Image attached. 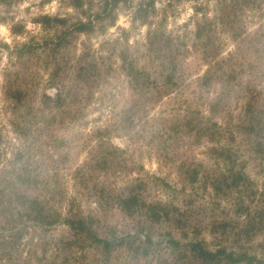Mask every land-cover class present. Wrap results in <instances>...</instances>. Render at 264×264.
Instances as JSON below:
<instances>
[{"label":"rangeland","instance_id":"obj_1","mask_svg":"<svg viewBox=\"0 0 264 264\" xmlns=\"http://www.w3.org/2000/svg\"><path fill=\"white\" fill-rule=\"evenodd\" d=\"M69 2L0 0V176L7 182V196L0 201V264H93L98 256L85 240L72 249L56 246L70 237L64 225L1 245L10 235L1 228L15 219L5 208L26 189L27 173L41 170L57 187L62 213L69 202L104 231L114 228L121 236L143 229L153 238L155 246L133 264H203L186 246L190 242L210 252L248 254L264 264V0H155V10L136 22V10L149 0H121L115 26L63 38L68 26L84 20ZM102 5L103 0H85L84 11L94 15ZM160 25L179 41V70L187 88L140 104L142 122L132 131L130 110L138 96L123 66L148 55L147 33ZM196 25L211 32L197 40ZM152 60L154 54L141 64L147 66L146 79L159 87L163 63ZM212 68L222 78L206 90L197 80ZM65 87L73 95L83 89L84 101L72 96L55 107L57 90ZM229 87L235 88L229 102L210 110L206 102L227 96ZM71 103L86 106L69 127ZM186 110L195 114L203 133L189 135L179 125ZM34 123L40 132L32 135L40 137L43 152L56 146L47 150L55 163L43 156L32 159L27 151L32 136L21 128ZM129 192L148 204L162 203L169 219L152 223L141 211L129 217L118 203ZM170 237L179 248L170 247Z\"/></svg>","mask_w":264,"mask_h":264},{"label":"trees","instance_id":"obj_2","mask_svg":"<svg viewBox=\"0 0 264 264\" xmlns=\"http://www.w3.org/2000/svg\"><path fill=\"white\" fill-rule=\"evenodd\" d=\"M119 1L121 0H103L100 12L95 13L94 15H88L87 12L84 11L85 0H70V6H72L74 10L79 11L81 13V17L84 16V20L80 19L68 26L65 32H63V38L68 36V34L69 36L80 34L88 35L95 31L98 27L101 30H104L115 26L117 18L114 17V10L118 5L116 3ZM124 2L127 3V0H124ZM155 8V0H149V4L147 5H140L136 10L133 21L136 22L138 19H147L149 10H155ZM47 20L51 21L49 18H47ZM54 21L62 22L64 25L67 22V20L60 19H55ZM151 27L146 37L148 55L138 58V60L136 58L134 60H130V63L123 66V70L127 73V77L131 80V83L136 86L134 89L136 98L138 96L136 99L137 101L134 102L133 107L130 110L132 131H135L136 125L142 122L141 113L144 110L140 104H155L164 95L169 94L172 91H177L176 95H181L184 93V89L187 88V86H184L183 84L184 78L179 70L180 46L177 43L179 42L178 39H175L172 35L167 34L164 28H162V25L154 27L153 30ZM208 30L210 29L196 25V39H201L203 33H205L204 31ZM209 32H211V30ZM203 43L206 44L208 42ZM260 46L264 47V45ZM257 52L262 53V50H257ZM151 54L155 55V60L151 61L153 65H155L159 59H161V63H163L160 64L163 71L159 75L161 78V85H159V87H155V82L146 79L145 71L147 66L141 64L142 60ZM122 61L124 62V65L127 62V60L123 58ZM76 64L79 67L78 73H81L84 70L81 62L78 60ZM215 65L216 63H214V66ZM212 69L207 71L204 76L200 79L198 78L197 80L200 83L197 84L206 90L212 89L214 83L222 78L221 76L217 77L216 73L218 72L215 69H213L214 71ZM228 78L231 82L236 81L234 80V75L228 76ZM81 79L82 77L79 75V78L76 81H80ZM139 83L142 85L140 90ZM69 89V87H65V90H57L55 100L53 101L55 107L62 106L60 103L72 96H75L76 98L79 97L81 99V103L84 101L85 96L83 94V89L79 88L78 90H75L74 95L72 90ZM233 89L235 88L229 87V90H227V96L225 93H222L216 99L207 101L206 104H208L210 110H213L215 105L218 106V104H227L230 98L229 94L232 96L235 94L233 93ZM46 99L51 101L50 98ZM84 106H86V104H67L66 109L68 114L71 116L69 127L72 126L74 122L79 120V117L84 110ZM194 115L195 114L192 111L186 110L185 115L181 117L182 119L178 120L179 125L186 128L185 130H187L189 135H192L195 132L200 134L206 130L199 124L200 121L198 119L193 118ZM27 126L29 129L21 128V131H24V133L32 136H28L31 142L27 146V151L29 152V150H31V158L33 159L34 156H43L47 158L50 163H55L53 158H48L47 150H50V147L57 149L56 146H46L43 152L42 148L44 145L39 141L40 137L32 135L36 132H40L38 124L34 123L31 127L29 125ZM118 130H123V128ZM166 136L167 133H164V137ZM105 161L106 159H104V163ZM55 165H57V162ZM27 175L28 177H26L27 179L25 180L24 185H27L28 187L23 186V188L26 187L24 192L16 194L15 203L10 204L7 206L8 208H5V214L10 215L14 213L13 216L15 219H9L7 221V226L1 228V230L10 232L9 236L2 239L1 245L5 244L7 247L11 246L13 241H20L19 239L23 237L24 234H29L30 232L35 233L38 236L39 234L45 236L54 232L58 226L64 225L65 227H68L70 237L59 241L56 243V246H66L72 249L73 245L79 247L78 245L84 243L82 240L88 241L90 243L89 245L94 247V250H96L98 255L94 257L93 264H133L135 261L136 263H139V260L141 261L145 257V253L155 246L153 238L150 235H143V229L136 231L134 234L124 233L121 236H118L119 234L114 228H109L104 231L103 228L95 222L96 220L92 215H85L81 211H74L72 204L69 202L67 212L62 213L63 200L57 199V187L56 185L49 183L50 178L48 171H30ZM38 179H42L41 188L37 185ZM6 183V180L0 176V201L7 196V189L4 186ZM26 191H32L34 193L36 191L40 192H36L35 196H30ZM118 200L122 212H125L129 217H133L134 215H137L138 211H141L145 213L148 221H151L152 223L158 224L162 221V219H169L170 213L169 211H163L165 207L162 203L157 202L155 204H148L138 193L131 194V192H129L127 195L120 196ZM2 206L6 205L3 204ZM8 209H10L9 213H7ZM103 231L106 234L104 237L100 236ZM43 236L39 237L40 245H43ZM168 244L173 249L179 248L180 246L177 242L172 240L171 237L170 240H168ZM186 246L189 248V251L194 258L203 264H263L262 261L256 260L248 254H237L233 251H227L225 249L217 250L216 252L207 251L198 242H190L189 244H186ZM57 250L59 249L57 248ZM122 252H125V254H122ZM114 253H117L115 257L113 256ZM71 260H73V257ZM114 260L118 261L112 263L111 261ZM83 264H90V262L86 260Z\"/></svg>","mask_w":264,"mask_h":264}]
</instances>
